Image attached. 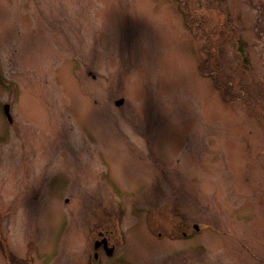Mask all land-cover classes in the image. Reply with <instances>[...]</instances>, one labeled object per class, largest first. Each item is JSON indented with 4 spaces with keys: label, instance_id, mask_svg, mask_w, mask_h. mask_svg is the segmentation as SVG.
Wrapping results in <instances>:
<instances>
[{
    "label": "rangeland",
    "instance_id": "obj_1",
    "mask_svg": "<svg viewBox=\"0 0 264 264\" xmlns=\"http://www.w3.org/2000/svg\"><path fill=\"white\" fill-rule=\"evenodd\" d=\"M0 264H264V0H0Z\"/></svg>",
    "mask_w": 264,
    "mask_h": 264
},
{
    "label": "water",
    "instance_id": "obj_2",
    "mask_svg": "<svg viewBox=\"0 0 264 264\" xmlns=\"http://www.w3.org/2000/svg\"><path fill=\"white\" fill-rule=\"evenodd\" d=\"M122 103H123V101L120 100V101L116 102L115 105L116 106H120V105H122ZM3 111H4V114H5L8 122H11L12 120H11V117H10V114H9V106L8 105H5L3 107ZM101 244L103 245V248H104V251H105L106 256H108V257L111 256L112 253H113V248H108L107 247V243H106L105 240H103L102 242H96L94 244V250H97L99 248V246H101ZM94 258L97 259V254L94 255Z\"/></svg>",
    "mask_w": 264,
    "mask_h": 264
},
{
    "label": "flooded vegetation",
    "instance_id": "obj_3",
    "mask_svg": "<svg viewBox=\"0 0 264 264\" xmlns=\"http://www.w3.org/2000/svg\"><path fill=\"white\" fill-rule=\"evenodd\" d=\"M93 78H95V77H93ZM192 230L196 233V235H198L199 232H200L199 229H198V226H197L196 224H193V225H192ZM182 236L186 237V234L183 232V233H182ZM189 236H191V235H189ZM102 240H103V239L100 238V242H101ZM105 241H106V240H105ZM96 242H97V241H96ZM106 243H107V241H106ZM107 244H108V243H107ZM190 247H191V245H190ZM112 248H113V247H112ZM187 249H189V248H187ZM98 250H101L103 253H105L102 244H101V246H99Z\"/></svg>",
    "mask_w": 264,
    "mask_h": 264
}]
</instances>
